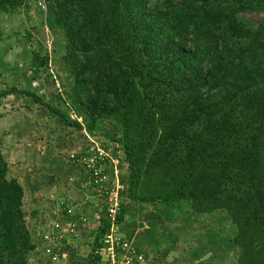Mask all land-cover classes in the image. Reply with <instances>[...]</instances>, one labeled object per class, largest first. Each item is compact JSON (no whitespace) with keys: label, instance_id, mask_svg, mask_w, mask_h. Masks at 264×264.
Instances as JSON below:
<instances>
[{"label":"trees","instance_id":"1","mask_svg":"<svg viewBox=\"0 0 264 264\" xmlns=\"http://www.w3.org/2000/svg\"><path fill=\"white\" fill-rule=\"evenodd\" d=\"M41 2L47 28L64 41L68 82L47 102L9 85L0 89V100L28 96L65 128L79 131L84 148L68 153L71 165L77 166L71 153L82 155L94 144L113 148L115 164L104 167L107 188L115 181L123 187L117 228L132 241L135 264H147V253L123 225L132 227L136 215L151 209L148 226L158 228L161 209L181 202L193 215L223 211L238 230L229 234L236 264H264V0ZM28 3L0 0V15L13 16ZM254 13L261 15L257 23L247 18ZM26 36L31 41L34 35ZM5 38L0 24V44ZM31 53L36 74L52 68L48 48ZM44 80L56 84L49 73ZM108 123L113 129L102 140ZM26 195L0 147V264H62L70 241L50 234L58 219L26 209ZM62 202L64 214L75 216ZM137 204L140 212H131ZM159 228L164 240L179 241L166 226ZM110 230L103 213L86 264H107L101 249ZM49 248L59 252V262Z\"/></svg>","mask_w":264,"mask_h":264},{"label":"rangeland","instance_id":"2","mask_svg":"<svg viewBox=\"0 0 264 264\" xmlns=\"http://www.w3.org/2000/svg\"><path fill=\"white\" fill-rule=\"evenodd\" d=\"M41 1L29 0L13 16L0 15V24L6 34L0 44V89L8 85L22 90L31 89L44 96L47 102L54 94L62 93L63 82L68 81L61 61L64 41L61 35L47 28ZM247 18L257 23L261 15L248 14ZM28 31L34 35L31 41L26 39ZM41 46L48 48L52 57V68L46 73L36 74L31 68V51ZM48 73L55 79L56 84L45 82ZM42 85L46 86L45 90L41 89ZM43 106L28 96L10 95L1 99L0 147L10 163L11 175L19 178L26 188V209H39L42 217L47 218L50 207L60 200L59 192L65 195L64 189L71 188V194L82 200V190L85 189L74 175L70 179L72 175H68L64 167L70 166L66 160L67 154L75 149L83 150L85 140L80 137L79 131L60 124ZM61 108L67 110L69 106L62 105ZM104 127L99 137L107 140L108 132L113 128L109 123ZM79 169L82 171L80 167ZM180 205L181 209H177ZM180 205L174 209L162 208L159 214L160 224L173 232V237L179 238L177 243L174 240H164L165 231L164 228H159L161 225L158 228L148 226L149 220L155 216L151 209L146 216L136 215L139 219L134 220L133 227L130 226L127 234L136 247L150 256L154 252L151 258L146 255L145 258L151 259V264H210L208 261L211 264H236L238 253L230 243L229 234L233 230L237 233L238 230L227 215L223 211L193 215L185 208L186 202H181ZM134 207L130 209L131 212H140L138 204ZM166 249L171 250L166 252ZM89 251L88 245L83 247L80 250L81 255L74 259V264H86ZM148 260L146 263L150 264ZM65 262L66 260L63 264Z\"/></svg>","mask_w":264,"mask_h":264},{"label":"built area","instance_id":"3","mask_svg":"<svg viewBox=\"0 0 264 264\" xmlns=\"http://www.w3.org/2000/svg\"><path fill=\"white\" fill-rule=\"evenodd\" d=\"M42 9L47 10L46 4L40 2ZM113 148L106 149L99 144H94L86 149V153L77 155L71 153V158L76 161L77 165L82 167L87 173L86 187H90L95 190L100 197V206L103 212L110 220L111 230L103 239V248L101 252L106 258L107 264H135L137 258V252L133 247L132 241L122 235L117 228V214L120 211L121 198L120 193L123 190L122 185L118 182H114V187L111 191L108 190V183L110 177L105 173L104 167L107 165L114 166L115 158L112 152ZM70 215H75L77 208L68 206L67 209ZM96 219L100 220L101 216L96 214ZM91 219L86 215H82L80 219V225L87 227L91 224ZM79 224L71 223L65 225L59 221H51L50 234L53 235L58 241L68 239V242L77 235V229ZM47 253L52 257L54 262H59V252H55L52 248L47 250ZM143 257L138 256L141 260Z\"/></svg>","mask_w":264,"mask_h":264},{"label":"crops","instance_id":"4","mask_svg":"<svg viewBox=\"0 0 264 264\" xmlns=\"http://www.w3.org/2000/svg\"><path fill=\"white\" fill-rule=\"evenodd\" d=\"M75 150H72V151H75V152L80 151L81 152V150H77V149H75ZM66 160H67V157H66ZM68 165H70V166H65L64 170L67 171L66 173L68 175L69 174L72 175L70 177V179L74 175L78 179L77 182L80 183L81 187L85 189V191L82 190L83 191L82 200H80L77 197H74L73 194H71L72 193V192H70L71 188L64 189L65 193L63 191L62 192L65 195H61L60 192H59V195H60L59 199L60 200L57 199L59 201L57 203H53L52 207H50L51 208V211L49 213L50 215H48L47 217H50V218L54 217L55 219H58L61 223L65 224V225H68V224H71V223L79 224V227L76 228L77 229V235L74 236L71 239L69 246L65 249V256H64V257H66L65 264H71V263L74 264V259L76 258V256L78 257L79 255H81L80 254V250L83 247L88 245L89 250H91L90 242H93V235H92L93 229L98 227L99 224H100V221H101V219L100 220L96 219V214H99L101 216V218H102V214L104 212H103V209L100 206V200L98 199L97 195L94 194V192L91 191L90 189H87V187H85V185L82 184V182H83L82 180H83V177H84V172L79 169L78 165H77V167L75 165L71 166V163L68 164ZM73 170H75V172H73ZM56 181L57 180H55V182ZM62 201H66V202L69 203L68 205L77 208V212H76L75 216L67 217L64 214V212H63V210L61 208L62 204H63ZM148 211H149V209H146V210L144 209L145 213H148ZM82 215H87L88 217H90V219H91L90 222H91V225H92L91 227L88 226V228H85V227L83 228L82 226H80L79 222H80V219H81ZM130 226L131 225H123L122 228L124 229V232L126 234L133 227L132 226L130 228ZM127 227H129V228L127 229ZM89 253H90V251H89ZM89 253H88V255H89ZM145 255H148V253L145 254ZM148 257L151 258L152 256L149 255ZM65 260H63V261H65ZM149 261H150V263L153 262V261H151V259H149L148 262ZM84 263H85V261H84Z\"/></svg>","mask_w":264,"mask_h":264}]
</instances>
